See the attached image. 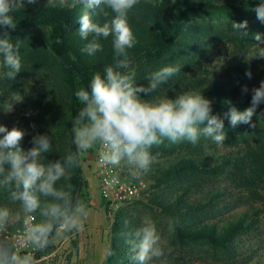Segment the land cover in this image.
<instances>
[{"label": "trees", "instance_id": "obj_1", "mask_svg": "<svg viewBox=\"0 0 264 264\" xmlns=\"http://www.w3.org/2000/svg\"><path fill=\"white\" fill-rule=\"evenodd\" d=\"M260 2L261 0H241L235 5L223 4L220 0H140L128 13V24L137 41L128 49L137 84L147 86L146 77L165 65L182 66L181 72L161 85L156 93L149 97L141 94L142 98L148 102L166 97L175 99L182 92L195 91L213 102L212 115L228 110L225 103L228 100L238 110L250 107L252 90L264 81V72L258 74L255 80H251L245 73L249 70L253 73L254 70L244 57L238 56L234 61H227V64L222 66L212 65L210 56L205 60L201 59L206 55V51L217 50L218 43L209 31L206 34L205 25L200 19L232 15L236 17L237 23L245 20L249 23L257 17L254 9ZM82 11L81 5L18 7L11 13L16 27L12 29L0 26V36L6 31L12 42L19 44L22 64L21 72L14 79H7L4 75L7 69L0 66V92L17 93L22 97L12 127H18L26 133L21 141L23 150L27 151L33 146L32 138L37 134L51 137L52 149L44 154L45 162L63 159L68 153L76 151L72 142V122L84 105L75 93L81 88H88L94 73L103 74L105 66L114 64L111 36L99 39L103 50L94 56L81 52L88 42L82 40L78 33V20ZM105 11L109 12L107 18L102 15L100 9L90 10L93 13L92 19L100 24L110 20L113 16L111 10ZM247 30L249 35L244 39L248 42L253 39L254 33L250 24ZM236 35L233 33V36ZM228 38L230 39L226 36L225 39ZM242 39L238 38L235 45L239 50L244 48L246 51V40ZM58 40L62 43H57ZM229 41L232 42L233 39ZM240 54L245 55L243 52ZM229 56H232V53ZM2 62L3 57L0 56V65ZM245 86L247 92L243 91ZM258 108L264 109V102ZM262 134L264 125L260 135ZM259 141L264 154V140L259 137ZM150 151L153 155L159 153V157L147 174L133 178L130 174L120 171L121 176L128 180L152 182L153 187L159 189L178 184L180 190L181 186L187 183L189 186L184 188V192L180 194L182 196L191 194L194 186H201L215 176L227 177L232 182L238 181L241 187L264 184V163L255 150H250L243 156L221 158L211 168L202 159V155L197 154V148L194 146L164 141L159 146H153ZM69 183L75 189L74 195H79L86 203L87 181L83 175L82 160L79 167L71 170L70 180H61L56 186L66 187ZM219 188H213L212 192L203 193V196L208 198L209 202L215 201L225 194L226 188L222 187L221 191ZM151 204L165 214L177 218L187 214H206V204H203L202 200L185 202L181 200V196L167 200L164 196L156 197V194H153ZM3 206L9 207L13 213L19 211V205L12 204L8 194L0 190V207ZM36 215L39 220L38 213ZM210 217L211 215H205L194 229H189L190 231H183V228L178 227V238L223 247L238 235L253 229L246 215L235 216L219 223L207 222ZM127 232L128 228L121 215H115L107 249H111L114 254H106L104 264H130L129 257L123 260L121 252L122 247L126 245L123 234Z\"/></svg>", "mask_w": 264, "mask_h": 264}, {"label": "clouds", "instance_id": "obj_2", "mask_svg": "<svg viewBox=\"0 0 264 264\" xmlns=\"http://www.w3.org/2000/svg\"><path fill=\"white\" fill-rule=\"evenodd\" d=\"M36 0H27L28 4ZM140 0H72V7L81 5L78 33L82 40L88 41L81 49L82 53L94 56L102 51L100 38L112 37L114 64L107 65L103 74L94 73L88 88L76 91L77 99L84 105L72 122L73 144L76 151L63 159L45 162L44 154L52 149V139L45 134L32 138L33 146L27 151L21 148L25 131L18 127L9 130L0 125V190L8 194L12 204L19 205V211L0 207V264H41L33 255L44 253L68 233L83 232L89 209L85 202L74 195L75 189L69 183L57 187L61 180L71 178V170L79 167L81 157L90 149H97L98 163L113 169L127 167L133 178L147 174L157 162L159 153L150 151L153 146L161 145L165 140L176 144L190 142L196 145L200 138L212 140L222 146L226 139L224 120L212 115V101L200 92L185 91L175 99L159 98L148 102L144 97L152 96L161 85L181 72L178 64H168L146 77L148 85L137 84L136 72L131 68L132 58L128 49L136 44L135 35L128 24V13ZM18 0H0V26L16 27L11 13L17 7ZM61 4L65 0H60ZM100 9L107 18L110 9L113 14L103 24L92 19L90 10ZM257 19L264 23V0L254 9ZM231 28L241 38H247L248 22H232ZM92 39H88L89 37ZM257 43L264 44V34L255 33ZM57 43H62L58 40ZM0 56L7 79H14L21 72L20 46L13 43L8 32L0 36ZM264 59V48L252 57ZM251 78V71H246ZM244 92L248 89L245 86ZM251 106L239 111L231 101H225L228 111L224 113L232 128L239 124L251 123L257 107L264 102V81L252 90ZM13 102H22L20 94H11V103L4 104L5 112L13 110ZM206 122V125H205ZM34 127V126H33ZM207 150V145H205ZM117 182V176L106 180L111 187ZM43 198V199H42ZM39 220H37V214ZM19 235L9 232L10 226L20 223ZM168 230L175 231L179 220L169 218ZM124 242L129 246L130 264H149L153 258L161 257V236L156 224L149 215L141 219L135 230L123 234ZM28 249L26 254L24 250ZM114 253L109 249L106 253Z\"/></svg>", "mask_w": 264, "mask_h": 264}, {"label": "rangeland", "instance_id": "obj_3", "mask_svg": "<svg viewBox=\"0 0 264 264\" xmlns=\"http://www.w3.org/2000/svg\"><path fill=\"white\" fill-rule=\"evenodd\" d=\"M220 1L223 4L237 5L241 0ZM18 2L16 8H38L46 5L72 7V0H65L64 4H61L60 0H36L33 4H28L27 0H18ZM200 20L205 25L206 34L209 31L218 43L217 50L206 51V55L201 59L205 60L207 56H210L212 65L222 66V64L226 65L227 61H234L238 56L239 58L244 57L250 68L254 70L253 73L251 72V80H255L258 74L264 72V59L258 56L252 57L259 51L260 47L264 48V44L257 45L258 42L254 38L251 41L248 40V42L243 38V41L246 40V51H244V48L239 50L236 47L235 43L238 38H241L238 35H236L237 37L233 36L234 31L231 28L232 22L237 21L236 17L232 15L208 16L202 17ZM248 24L253 27L254 34H264V23L258 20L257 17ZM226 36L230 39L226 40ZM232 39L233 41L230 42L229 40ZM236 50L239 51L234 52ZM241 52L245 55L240 54ZM230 53H232V56H229ZM11 94V92L6 94L0 92V125L6 126L9 130H11L13 119L17 116L18 108L21 106L19 102H13V110L11 112L4 111V104L11 103ZM246 108L239 109V111H244ZM226 111L214 114L224 120L226 139L222 146H217L212 140L203 137L196 145L187 141L179 144L196 147L197 154L202 155V159L209 164V168L214 167L215 163L221 158L243 156L250 150H255L264 163L262 144L259 141V137L264 140V134L260 135L264 125V109L257 107L251 121L255 127H251L249 124H239L237 127L232 128L228 119L224 116ZM0 137H2V134H0ZM165 142L169 141L165 140ZM205 145H207V150ZM96 154L97 149H90L81 157L83 175L87 181L85 204L89 205V235L85 236L83 234L79 237L76 234L77 232H72L61 238H56L55 243L46 252L41 253L40 258L43 257L41 264H104L114 219L108 217L105 202L100 192ZM118 170L124 174H130L127 167ZM144 182L146 186L140 196L116 215H121L128 232L140 226L143 216L149 215L153 219L161 236L160 247L163 249L164 254L159 258H153L149 264H264V184L249 188L241 187L242 185H239L238 181L232 182L227 177L215 176V178L204 182L201 186H194L191 194L182 196L180 194L184 192V188L189 186L187 183H184L179 190L178 184L159 189L153 187L152 182L146 180ZM222 187L226 188L224 189L225 194L215 201L209 202V199L203 196V193L212 192L213 188H219L221 191L223 190ZM153 194H156V197L164 196L167 200L179 198L180 196L181 200L185 202L202 200V203L206 204V214L204 216L211 215L210 219L206 220L210 223H219L235 216L246 215L253 225V229L238 235L223 247H214L206 242H189L186 239H180L177 236V228L181 227L183 231L194 229L204 219L203 214H187L178 218L177 216L165 214L161 209L151 204ZM169 218L179 220L175 231L170 232L168 230L167 221ZM21 222L10 227H19ZM121 252L123 254L122 259L126 260L129 257V246L126 244L122 247Z\"/></svg>", "mask_w": 264, "mask_h": 264}, {"label": "built area", "instance_id": "obj_4", "mask_svg": "<svg viewBox=\"0 0 264 264\" xmlns=\"http://www.w3.org/2000/svg\"><path fill=\"white\" fill-rule=\"evenodd\" d=\"M96 157L97 175L99 180L100 192L105 202L108 217L114 219L116 213L124 207L131 205L142 193L146 184L144 180H128L121 176L118 169H113L111 166H101L98 163V152ZM113 175L117 176L115 185L109 187L106 180L111 179ZM22 231V222L19 227H10L9 232L14 235H19ZM28 249L24 250V254ZM35 257L40 258L39 252H34Z\"/></svg>", "mask_w": 264, "mask_h": 264}, {"label": "crops", "instance_id": "obj_5", "mask_svg": "<svg viewBox=\"0 0 264 264\" xmlns=\"http://www.w3.org/2000/svg\"><path fill=\"white\" fill-rule=\"evenodd\" d=\"M88 209H89V205H88ZM76 234H78L79 237H81L83 234L85 236L89 235V217L87 218V220L85 221V228L83 232H77Z\"/></svg>", "mask_w": 264, "mask_h": 264}]
</instances>
